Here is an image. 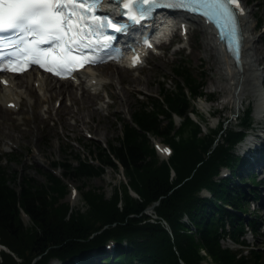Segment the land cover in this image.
Here are the masks:
<instances>
[{
    "label": "trees",
    "instance_id": "16d2710c",
    "mask_svg": "<svg viewBox=\"0 0 264 264\" xmlns=\"http://www.w3.org/2000/svg\"><path fill=\"white\" fill-rule=\"evenodd\" d=\"M171 70L174 86L137 100L121 121L118 143L95 144L75 165L54 161L63 167L60 175L48 169L45 180L19 176L0 154V264H203L207 256L216 264H264L263 250L244 238L258 230L257 213L242 215L259 179L252 160L235 151L252 127V106L238 123L220 120L199 136L201 124L190 112L191 100L204 94L203 75L187 58L175 60ZM153 135L171 145L166 159L157 157ZM118 163L129 179L109 197L92 187L82 193L85 208L63 199L67 175L91 177ZM221 167L232 175L218 176ZM151 204L152 219L145 211ZM226 237L238 247L223 245Z\"/></svg>",
    "mask_w": 264,
    "mask_h": 264
},
{
    "label": "rangeland",
    "instance_id": "374dc122",
    "mask_svg": "<svg viewBox=\"0 0 264 264\" xmlns=\"http://www.w3.org/2000/svg\"><path fill=\"white\" fill-rule=\"evenodd\" d=\"M242 1L251 19L249 33L253 36V43L250 54L254 56V59L257 58L255 63H258L257 66H259L263 74L262 80L258 83L259 86L257 85L256 87L260 89L262 97H264V0ZM258 19L262 21L260 27H258ZM188 23L191 27H188L189 29L185 34L183 31L176 33L175 37H172L169 42L164 41L162 45L154 50H149L144 64L129 68L127 78H136L134 83H138V88H135L136 86L130 89L124 88V90L119 88L121 83L116 82L112 77L105 74L111 68L101 65L91 68V71L88 70L89 72L85 71L82 73V80L80 82L75 81L79 88L81 83L91 82L90 76L93 73L98 75V78H94L96 81L93 82V86L89 87L91 93H96L99 96L94 105L99 110L95 109L92 115V127H87V124H83V128L79 126L81 129L69 128L67 130L62 123L55 122L60 116L58 109L61 105L68 106L71 103L69 99L62 100V96L54 98L49 117L47 113L49 104L41 103L39 110H41V116L45 121L39 122V124L33 122L31 118L29 100L27 102L23 101L19 109H12L7 114L5 121L1 123L0 154L3 156L1 162L7 166L9 171L17 170L19 176L22 173H26L36 177L38 180H45V172L48 169L55 170L56 174L63 172L62 166H53L54 161L63 160L75 165L77 163V155L79 157H89L92 155L91 150L93 146H96L95 144L106 146L109 142L118 143L117 135H121L122 132L121 121L123 118H130V111L137 103V100H146L149 97L158 96L161 86L167 88L174 86L171 66L179 58H187L193 70L203 75L204 94L191 100L194 111L190 112L191 117L201 124L199 136L206 134L209 127H216L220 120H224L225 124L238 123L239 117L245 108L251 105L254 111L252 127L246 134V140L238 144L235 151L249 154L250 149H246V143L254 137L255 141L250 145V148L260 145L259 149L264 153V110L260 113L256 112V96L254 93V88L256 87L254 86L252 90H248L239 102L234 103L229 89L220 87L224 80L217 78L219 76V68L213 55L214 50L207 43L209 40L208 30L199 21H188ZM243 54H247V49L244 50ZM111 82L116 84L119 96L111 94V89H114L111 87ZM34 87L38 89L36 82ZM77 91L80 92L81 90L77 89ZM209 92L213 94V97H209ZM44 96L48 97L49 94L47 93ZM111 102L113 104L107 109V105ZM174 119L176 125H178L180 118L175 115ZM87 120L90 121V118H87ZM68 123L73 126L74 120L69 119ZM95 125H98L100 129L96 130ZM151 141L153 144L155 141L167 143L161 137L155 135L151 136ZM259 149L257 148L258 152ZM156 153L159 159L167 157L157 150ZM262 161H264V156L260 159L257 158L252 166L256 177L259 179V183L255 187L257 197L256 199H249L248 213L241 214L248 218L251 210L257 213L258 230L253 234L247 231L244 234V238L249 245H256L262 249L264 254V202L259 201L264 197V164H261ZM171 172L172 174L174 173L173 169H171ZM218 176H221L220 173ZM128 179L129 177L124 169L121 166L118 167V165L115 167L106 165L101 173L91 177L67 175L63 179L68 185L63 199H67L70 205L85 208L81 201L82 193L85 190L94 187L99 191L102 190L109 197L114 190V186L121 187V183H126ZM129 192L134 196L137 195L132 188H129ZM202 192L209 194L205 189ZM152 208L148 206L145 209L151 219L156 216ZM23 215L28 222L29 217L24 213ZM221 243L233 248L238 247V244L227 237L221 239ZM246 247L245 245L242 246L244 250ZM202 262L203 264H216L209 256L205 257Z\"/></svg>",
    "mask_w": 264,
    "mask_h": 264
},
{
    "label": "snow or ice",
    "instance_id": "6c2138e0",
    "mask_svg": "<svg viewBox=\"0 0 264 264\" xmlns=\"http://www.w3.org/2000/svg\"><path fill=\"white\" fill-rule=\"evenodd\" d=\"M101 3L102 0H0V71L22 73L28 66L38 65L60 76L71 74L87 63L100 62L101 58L94 54L96 47L101 44L110 47L115 39L105 30L121 33L128 28L126 23L97 15ZM139 3L148 5L139 15L131 11V0L123 4L129 10L125 13L129 20L139 23L153 9L161 7L186 10L214 24L229 50L238 55L242 43L238 14H243L239 0H139ZM133 63H140L139 56Z\"/></svg>",
    "mask_w": 264,
    "mask_h": 264
},
{
    "label": "bare ground",
    "instance_id": "6f19581e",
    "mask_svg": "<svg viewBox=\"0 0 264 264\" xmlns=\"http://www.w3.org/2000/svg\"><path fill=\"white\" fill-rule=\"evenodd\" d=\"M242 8L243 14H240V22L243 29L244 42L241 61L239 64L234 63L231 56L226 52L223 43L218 41L216 34L211 26L205 24V22L201 20L208 30L209 40L207 41V43L208 45H210L211 49L214 50L213 55L218 63L219 76L217 78L224 80V83H221L222 85H220V87L222 86L223 88L226 87L229 89L230 93L233 96L234 103L239 102L242 96L246 94L248 90H252L254 86L256 87L263 77V74L261 73L262 71L260 70L259 66H257L258 63H255L257 58L254 59V56L250 54V49L252 48L251 46L253 43V36L249 33V30L251 28V19L245 6ZM246 49L247 54L244 55L243 52ZM101 66L111 68V70L107 71L105 74L112 77L116 82L121 83L119 88L123 90L124 88L130 89L133 86H136L135 88H138V83H134L136 78H127L129 67L118 65L115 63H105ZM88 69L89 68H87L86 70ZM92 78H98V75L93 73V75L90 76V79ZM9 80V84H3L0 81V128L1 123L5 121L7 114L11 112L12 109H19L22 102H27V100H29V108L33 122L39 124V122L45 121L41 116V110H39L41 103L49 104V109L47 110L49 117L54 98H58L59 96H62V100L69 99L71 103L68 106L63 104L61 105V107L58 109V114L60 116L55 122L62 123V125L66 127L67 130L69 128L75 130L81 129L83 128V124H87V127L93 126L91 124V119H93L92 115L95 112V109L99 110V108H96L94 106L99 96L96 93L94 94L90 92L89 87L91 85L93 86L92 81L88 83H81L79 88V86L69 78L58 79L49 73H40L34 70H30L20 74H12ZM35 82L38 89L34 87ZM110 84L111 87L114 88L111 89V94L119 96L120 94L116 90V84H113L112 82ZM77 89H80L81 91L78 92ZM254 90L257 106L256 112L260 113L262 110H264V97H262V92L258 87L254 88ZM47 93L49 94V96H44ZM12 101L15 103L14 106L9 105ZM112 104V102L109 103L107 105V109ZM87 118H90V121H88ZM69 119L74 120L73 126L68 123ZM79 126H81V128H79ZM95 129L99 130L100 128L98 125H95ZM254 141V137L249 139V141L246 143V147L252 145ZM156 143L157 148L161 152H164L165 148L164 146H162L161 141H156ZM261 164H264V161H262ZM221 175H224L223 177H227L232 175V172L231 170L226 168L225 170H222ZM260 201L264 202V197H262ZM107 248H109L108 250H110L112 246H107ZM56 263L58 262L55 261V264Z\"/></svg>",
    "mask_w": 264,
    "mask_h": 264
},
{
    "label": "water",
    "instance_id": "95a60500",
    "mask_svg": "<svg viewBox=\"0 0 264 264\" xmlns=\"http://www.w3.org/2000/svg\"><path fill=\"white\" fill-rule=\"evenodd\" d=\"M154 204H151L150 207H153ZM0 246L5 247L3 244L0 243Z\"/></svg>",
    "mask_w": 264,
    "mask_h": 264
}]
</instances>
